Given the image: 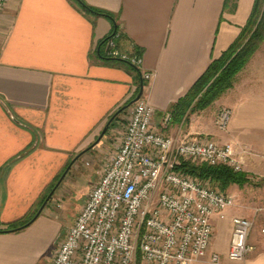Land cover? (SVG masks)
Returning a JSON list of instances; mask_svg holds the SVG:
<instances>
[{
  "label": "crops",
  "instance_id": "crops-1",
  "mask_svg": "<svg viewBox=\"0 0 264 264\" xmlns=\"http://www.w3.org/2000/svg\"><path fill=\"white\" fill-rule=\"evenodd\" d=\"M83 1L113 18L88 14L73 0H12L0 17V230L32 214L71 162L70 169L91 156L93 149L85 150L109 116L135 97L142 74L151 72L142 97L155 109V128L176 139L209 136L231 144L249 179L226 190L235 204L213 218L211 251L223 264H264V42L211 106L182 118L173 112L237 40L255 0H235L234 7L226 0ZM116 31L120 52L142 56L139 75L97 56ZM223 108L231 110L227 130L216 123ZM168 112L173 120L164 128ZM113 124L101 140L117 137ZM90 165L88 192L99 177L96 162ZM49 202L28 227L0 232V264L51 262L70 224ZM235 216L253 222L252 250L241 261L228 259Z\"/></svg>",
  "mask_w": 264,
  "mask_h": 264
},
{
  "label": "built area",
  "instance_id": "built-area-1",
  "mask_svg": "<svg viewBox=\"0 0 264 264\" xmlns=\"http://www.w3.org/2000/svg\"><path fill=\"white\" fill-rule=\"evenodd\" d=\"M11 1L0 0V17ZM119 35L106 40L105 55L140 68V54L118 49ZM152 77L151 72L142 74L143 82ZM128 108L130 117L118 132V148L103 161L49 264H223L220 254L211 251L213 218L223 216L235 198L177 166L194 160L242 171L234 147L208 136L176 139L159 132L155 109L143 97ZM230 117V109L219 111L220 130H227ZM172 120V113H166L163 127ZM252 227L249 218H233L229 260H244L252 250L248 243Z\"/></svg>",
  "mask_w": 264,
  "mask_h": 264
},
{
  "label": "trees",
  "instance_id": "trees-1",
  "mask_svg": "<svg viewBox=\"0 0 264 264\" xmlns=\"http://www.w3.org/2000/svg\"><path fill=\"white\" fill-rule=\"evenodd\" d=\"M73 1L88 14L104 15L111 19L113 18V15L111 13L93 8L86 4L83 0ZM230 3L232 4V7H234L235 0H226L225 6L227 7ZM114 33H112L110 36H112ZM110 36H108L100 43L99 51H97V56L107 63L123 64L127 66L128 69L136 71V73L139 75L140 70L138 69V67L134 66L129 61L122 60L120 58L108 57L104 54L103 48L106 40ZM263 42L264 0H255L250 17L246 25L242 28V31L237 40L222 54L219 59H215L210 64L208 69L193 84L188 93L177 102L173 110L176 116L182 118L189 109L191 111H199L207 108L219 96H221L224 92L231 88L234 84L237 73L246 65L250 57L257 49L260 48ZM139 91L140 85L135 97L138 95ZM134 98L130 99L123 106L114 111L109 116L107 122H109L114 114H116V112L120 110L118 115L113 119L111 123L112 125L118 118V116L126 111L127 108L123 109L124 106L128 105ZM28 151L29 149H26L21 152L11 162H9L7 166L26 155ZM177 169L190 173L202 180H210L224 191H226L227 188L232 184L243 185L248 182V177L245 172L235 171L233 168L223 164L210 165L207 163L202 166H197L191 164L190 162L182 161L177 166ZM54 185L48 190V192L52 190ZM48 192L40 200L36 210L32 214L19 221L7 225L6 228L0 230V232H16L28 227L36 219L34 217L47 198L49 194Z\"/></svg>",
  "mask_w": 264,
  "mask_h": 264
},
{
  "label": "rangeland",
  "instance_id": "rangeland-1",
  "mask_svg": "<svg viewBox=\"0 0 264 264\" xmlns=\"http://www.w3.org/2000/svg\"><path fill=\"white\" fill-rule=\"evenodd\" d=\"M220 97L221 96H219L214 102H216ZM212 104H210L209 106H211ZM129 117L130 110L129 108H127L126 111L120 114L118 118L114 121L113 127L111 129L117 130V132H122L125 129ZM118 137L119 133L117 134V137H114L111 134V137H109L107 140H101L97 145L92 148L93 150L90 149L92 150L91 156L87 157V160H83V162L80 159L77 160V162L75 163V167L70 169L68 173H66L61 184H59L51 199L49 200L50 202L48 204V208L52 209L55 213L60 214L61 221L65 226L69 224L71 225L73 223L85 203V200L89 193L88 190L90 188L91 182L89 173L91 172V170H93V167L90 164L96 162V171L101 170L103 161L105 159L107 160L108 156L118 148L120 142V140H118ZM209 138L216 140L213 137ZM186 162H190L191 164L197 166L207 164L205 162H199L194 160H186ZM69 165L67 166L66 170H64L60 174L59 178L55 182V185L64 176L65 172L69 168ZM205 181H208L213 188H216L222 192H227L218 187L214 182H211L210 180ZM51 191H49L48 193H50Z\"/></svg>",
  "mask_w": 264,
  "mask_h": 264
},
{
  "label": "water",
  "instance_id": "water-1",
  "mask_svg": "<svg viewBox=\"0 0 264 264\" xmlns=\"http://www.w3.org/2000/svg\"><path fill=\"white\" fill-rule=\"evenodd\" d=\"M143 92H144V82H143V80H141V83H140V91H139L138 95L128 105L124 106L123 109H126V108L130 107L134 102H136L137 100H139L142 97ZM119 111L116 112V114H114V116L111 118V120H109V122H107L106 126L103 128V130H102L101 134L98 136L97 140L89 148H87L85 150V152L88 151V150H90V149H92L95 145H97L101 141V139L103 138V136L107 133V131L109 129V126L111 125L113 119L118 115ZM73 163H74V161L71 162V164L69 165V168L67 169V171L71 168V166H72ZM67 171L65 172V174L61 178V180L54 186V188L52 189V191L48 194L47 198L45 199V201L43 202V204L41 205V207L37 211V213H36V215H35L34 218H37L40 215V213L43 211V209L45 208V206L47 205V203L51 199L52 195L54 194L55 190L57 189V187L59 186V184L64 179Z\"/></svg>",
  "mask_w": 264,
  "mask_h": 264
}]
</instances>
